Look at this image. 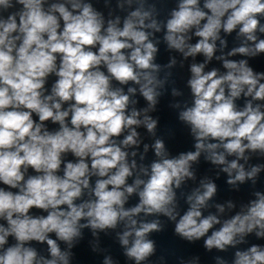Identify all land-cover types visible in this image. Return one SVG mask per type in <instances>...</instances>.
I'll return each mask as SVG.
<instances>
[{
  "label": "clouds",
  "instance_id": "clouds-1",
  "mask_svg": "<svg viewBox=\"0 0 264 264\" xmlns=\"http://www.w3.org/2000/svg\"><path fill=\"white\" fill-rule=\"evenodd\" d=\"M100 2L0 0V264H74L86 232L100 264H120L102 234L126 264H169V224L213 264H264V0ZM168 96L176 154L153 115ZM201 159L248 198L218 201Z\"/></svg>",
  "mask_w": 264,
  "mask_h": 264
}]
</instances>
